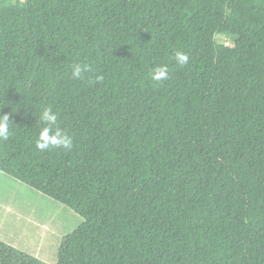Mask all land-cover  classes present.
Returning a JSON list of instances; mask_svg holds the SVG:
<instances>
[{"label":"trees","instance_id":"obj_1","mask_svg":"<svg viewBox=\"0 0 264 264\" xmlns=\"http://www.w3.org/2000/svg\"><path fill=\"white\" fill-rule=\"evenodd\" d=\"M2 114L0 171L84 220L57 264H264V0H0Z\"/></svg>","mask_w":264,"mask_h":264},{"label":"rangeland","instance_id":"obj_2","mask_svg":"<svg viewBox=\"0 0 264 264\" xmlns=\"http://www.w3.org/2000/svg\"><path fill=\"white\" fill-rule=\"evenodd\" d=\"M220 42H229L220 36ZM84 220L69 207L0 171V240L48 264H57L63 239Z\"/></svg>","mask_w":264,"mask_h":264},{"label":"clouds","instance_id":"obj_3","mask_svg":"<svg viewBox=\"0 0 264 264\" xmlns=\"http://www.w3.org/2000/svg\"><path fill=\"white\" fill-rule=\"evenodd\" d=\"M176 64L183 68L189 62V56L183 51H176L174 56ZM90 71L88 63H74L72 65V78L80 79L84 73ZM169 68L166 64L156 66L151 72V79L155 82L167 80L169 78ZM102 75L96 77V81L102 82ZM59 113L54 112L51 106L43 107L39 113V122L43 123L36 139L35 145L39 151L52 150L56 148L71 150L73 147V137L69 135L58 124ZM10 136V118L8 114L0 115V143L6 141Z\"/></svg>","mask_w":264,"mask_h":264}]
</instances>
